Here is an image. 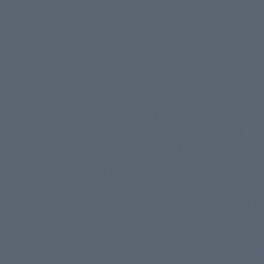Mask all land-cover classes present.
<instances>
[{
  "label": "water",
  "instance_id": "obj_1",
  "mask_svg": "<svg viewBox=\"0 0 264 264\" xmlns=\"http://www.w3.org/2000/svg\"><path fill=\"white\" fill-rule=\"evenodd\" d=\"M0 264H264V0H0Z\"/></svg>",
  "mask_w": 264,
  "mask_h": 264
}]
</instances>
